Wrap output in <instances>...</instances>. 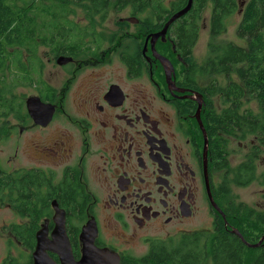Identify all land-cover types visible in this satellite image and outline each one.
I'll return each mask as SVG.
<instances>
[{
	"label": "flooded vegetation",
	"instance_id": "af4514ba",
	"mask_svg": "<svg viewBox=\"0 0 264 264\" xmlns=\"http://www.w3.org/2000/svg\"><path fill=\"white\" fill-rule=\"evenodd\" d=\"M105 1V15L67 17L69 29L60 34L79 35L85 54L72 48L54 57L46 50L42 57L53 61L55 72L46 78L41 68L42 88L31 74L12 88L17 70L5 75L0 143L13 157L6 165L0 160V211L19 222L0 229L7 236L0 264H33L38 245H44L39 264H61L59 246L78 263L91 244L93 253L110 251L121 264L124 256L135 257L133 246L147 253L151 246L172 245L193 232L216 229L227 215L228 208L217 205L224 172L216 168L207 128L212 96L187 62L202 37L203 15H188L189 10L151 47L152 36L187 4L162 0L159 15L153 0L147 6L146 0ZM173 3L180 7L175 10ZM180 25L193 31L189 46L175 30ZM136 48L143 62L120 60L119 54ZM153 53L169 61L172 82ZM60 57L68 61L59 64ZM27 87L32 96L18 92ZM31 97L38 101L28 109ZM66 182L76 209L62 201Z\"/></svg>",
	"mask_w": 264,
	"mask_h": 264
},
{
	"label": "trees",
	"instance_id": "16d2710c",
	"mask_svg": "<svg viewBox=\"0 0 264 264\" xmlns=\"http://www.w3.org/2000/svg\"><path fill=\"white\" fill-rule=\"evenodd\" d=\"M148 1L143 2L144 6L148 5ZM178 1L180 5L187 4V0ZM104 3L102 0H0V116L3 117L4 104L8 99L5 75L14 68L15 72L17 70L10 80L12 88L25 83L29 74L42 88L39 81L43 57L36 55L38 44L45 43L50 47L49 56H66V50L72 48L85 54L79 35H62L60 31L69 29V14L105 15ZM242 4L240 6L239 0H192L188 12V15L199 16L209 10L206 55L200 63H193L187 55V62L194 64V71L207 95L216 96L228 104L220 112L213 111L208 115L207 128L212 139L211 146L216 147V168L224 172L223 190L218 195L217 205L224 208L226 203L230 209H227L225 218L222 217V222L219 219L216 229L193 232L172 245L151 246L141 257L124 256L121 264H264V242L249 246L230 232L236 229L250 245L258 244L264 236V208L255 211L242 203L233 206L227 194L233 187L242 188L255 182L261 187V198L264 200V167L261 173H257L256 163L264 160V0H244ZM162 5V0H153L152 9L159 15L164 14ZM179 7L173 3L175 10ZM239 12L236 36L245 41L246 46L215 42V38L226 33L230 18ZM192 25L193 20L189 28ZM175 30L181 33L182 45L189 46L191 40L193 42L192 30L184 25L175 26ZM196 32L197 28H194ZM121 56H124L126 64L131 57H136L137 63L144 61L139 48L119 54V58ZM243 100L254 102L257 112L249 107L242 110ZM236 132L240 134L233 138L247 142V152L238 164L230 166L222 143L226 142L225 136ZM212 149L214 154V147ZM1 175L2 169L0 180ZM68 186L69 182H66L61 187L62 201L67 206L72 202L71 207L76 209L75 197ZM2 187L0 183V200ZM66 188L70 192L68 198L64 194ZM228 222L233 227L240 225V231L229 228ZM254 232L259 239L255 238L257 234L252 236ZM248 237H251L250 241Z\"/></svg>",
	"mask_w": 264,
	"mask_h": 264
},
{
	"label": "rangeland",
	"instance_id": "374dc122",
	"mask_svg": "<svg viewBox=\"0 0 264 264\" xmlns=\"http://www.w3.org/2000/svg\"><path fill=\"white\" fill-rule=\"evenodd\" d=\"M243 1L244 0H239V3L242 5ZM109 14L113 15L114 11L111 9ZM208 14H209V10H205L202 14L203 15V22H202V29H201L202 37L199 38L196 44L195 52L191 56V61L193 63H196V62L200 63L206 55V44H207V40L209 36ZM239 14L240 12L230 18V23H229L230 25L228 26L226 33L215 38L214 39L215 42L217 41L218 44L223 43V42H233L234 44L240 47L246 46L245 41L239 40L236 36V28L240 20ZM79 15L81 14H69L71 20H74L73 17L79 16ZM82 16H84V14H82ZM206 31H207V34H206ZM60 46H63V44H60ZM47 48H50V47L46 45L45 43H39L36 48V55L41 58L43 53L46 50L48 51ZM141 55L144 58L145 55L142 53ZM145 58L147 60L148 57H145ZM22 60L24 59L22 58ZM41 62L43 63V68L45 69L44 72H45L46 78L54 77L53 74L55 72V69L52 66L53 61L47 64L45 62V59L42 58ZM18 92L24 94L25 97H29L34 94V91L30 87L20 88ZM211 102H213L214 111L216 112H220L222 109L228 107V104L224 100H221L220 98L216 96L212 97ZM248 107L251 108L253 112H257V107L254 102H247L246 100H243L241 109L244 110L245 108H248ZM238 134L240 133L236 132V133H233L232 135H227L228 138L225 136L226 142L225 144H224V141L222 143V146L225 148L226 152H228V163L230 166H234L238 164L243 159L244 155L247 152V142H241L233 138L234 136ZM1 135H2V115L0 116V136ZM12 157H13L12 150L9 149L6 143L5 144L0 143V160L2 161L3 165H6L10 158L12 160ZM16 159H17L16 160V163H17L18 158ZM256 163L258 165L257 173H261L264 167L263 166L264 160L257 161ZM260 190H261V187L255 182H253L251 185H247L246 187H242V188L233 187L231 189V192L229 190L227 191L228 201L229 203L233 204V206L239 205L242 203L245 206H247L248 209L252 208L255 211L262 210L264 208V200L261 198ZM223 207L230 209V207H228L226 203L223 204ZM228 219L230 220L231 217L228 216ZM14 221L19 222V220L14 215H12L11 212L4 211V210L0 211V229L4 224L9 225L11 222H14ZM228 226L229 228H237L239 231L241 229L240 225L233 227L230 224V222H228ZM256 234L257 232H254L252 236H256ZM255 238L259 239L258 234ZM5 239H7V236L0 231V261L5 257V254H6ZM250 239L251 237H248L247 240L250 241ZM145 253H146V250L142 246L132 247V255L135 257L143 256Z\"/></svg>",
	"mask_w": 264,
	"mask_h": 264
},
{
	"label": "water",
	"instance_id": "95a60500",
	"mask_svg": "<svg viewBox=\"0 0 264 264\" xmlns=\"http://www.w3.org/2000/svg\"><path fill=\"white\" fill-rule=\"evenodd\" d=\"M192 4V0H187V5L185 6V8H183L182 10H180L179 12L175 13L171 19L165 24L164 28L161 30V32L154 34L152 36V47L154 45L155 40L159 37V36H164V33L166 31L167 26L172 23L173 21H175L176 19H178L180 16L185 15L191 7ZM243 5V4H242ZM240 4V6H242ZM156 58L159 59V56H156ZM68 60L66 59H58L57 63H66ZM162 63L167 62L166 59H161L160 60ZM168 71H171V68H168ZM38 101V98L35 97H31L27 100V106L28 109L31 108V106H33L34 104H36ZM90 225V223H89ZM59 232V234L61 233L59 230H56ZM231 233H233L234 235H236L235 230H231ZM55 245H57V243H55ZM58 246V245H57ZM92 244L91 245H86L83 248V254H82V258L81 260L77 263L74 262L71 258V252L67 251L65 249L64 253H62V248L61 246H59V250H57L58 254L61 256V264H119V256L115 253H112L110 251L107 250H101L98 251L97 253H93L92 251ZM44 249V245L41 246H37L36 247V251L34 253V263L33 264H39L41 262L38 254H40V250ZM107 252V253H105Z\"/></svg>",
	"mask_w": 264,
	"mask_h": 264
},
{
	"label": "bare ground",
	"instance_id": "6f19581e",
	"mask_svg": "<svg viewBox=\"0 0 264 264\" xmlns=\"http://www.w3.org/2000/svg\"><path fill=\"white\" fill-rule=\"evenodd\" d=\"M144 11V10H143ZM132 16H134V15H132ZM136 16V15H135ZM140 21V20H139ZM144 21V20H143ZM141 22V21H140ZM146 22V21H145ZM138 23V22H137ZM139 24V23H138ZM142 24V23H141ZM150 24V23H149ZM147 41V40H146ZM151 42V47H152V40L150 41ZM146 42H145V45H144V48H143V50H145L146 49ZM121 48V47H120ZM124 53V52H123ZM155 55L156 56H159V59L158 58H156L155 57ZM127 56V55H126ZM130 56V55H129ZM134 56V55H133ZM122 57V56H121ZM153 57L155 58L154 59V61H156L161 67H162V65H163V67H164V71H165V73H166V75H167V77H168V79L172 82V75H171V71H168V68H171V65H170V63H169V61L166 59V57L164 56V55H159V54H156V53H153ZM60 58H62V59H66V58H64V57H60ZM59 58V59H60ZM139 58V57H138ZM140 59V58H139ZM161 59H166V61L167 62H165V63H162L160 60ZM66 60H68V59H66ZM120 60H121V58H120ZM136 61H138V60H136ZM149 61V60H148ZM153 61V60H152ZM60 64V63H59ZM162 64V65H161ZM168 64V65H167ZM141 66V65H140ZM244 224V223H243ZM227 225H228V223H227ZM232 230V229H231ZM230 230V231H231ZM233 230H235V232H236V235H238L242 240H243V242L245 243V244H247V245H249V246H257V245H260L261 243H263L264 242V236H262L261 237V239H260V241H259V243L258 244H255V245H250V244H248L244 239H243V237H242V235L236 230V229H233ZM78 232H79V230H78ZM76 241V240H75ZM48 253V252H47Z\"/></svg>",
	"mask_w": 264,
	"mask_h": 264
}]
</instances>
